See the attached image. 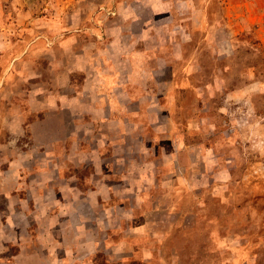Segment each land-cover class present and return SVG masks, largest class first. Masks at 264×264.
Segmentation results:
<instances>
[{"label": "rangeland", "instance_id": "rangeland-1", "mask_svg": "<svg viewBox=\"0 0 264 264\" xmlns=\"http://www.w3.org/2000/svg\"><path fill=\"white\" fill-rule=\"evenodd\" d=\"M0 264H264V0H0Z\"/></svg>", "mask_w": 264, "mask_h": 264}]
</instances>
